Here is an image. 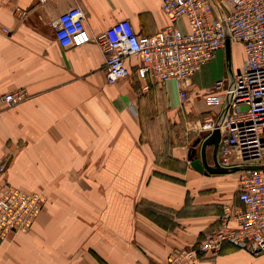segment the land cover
Wrapping results in <instances>:
<instances>
[{
	"label": "crops",
	"instance_id": "obj_1",
	"mask_svg": "<svg viewBox=\"0 0 264 264\" xmlns=\"http://www.w3.org/2000/svg\"><path fill=\"white\" fill-rule=\"evenodd\" d=\"M162 2L0 0V183L44 197L27 230L0 238V264H156L196 244L226 205H239L237 171L192 165L200 121L224 106V89H213L218 79L229 84L224 47L185 82L183 103L174 80L139 78L137 57L108 83L95 42L63 48L55 37L52 21L75 5L91 36L120 19L150 35L168 23ZM230 50L234 74L242 45ZM17 90L27 97L5 106L2 96ZM206 159L213 164L212 146ZM193 264H264V255L224 243Z\"/></svg>",
	"mask_w": 264,
	"mask_h": 264
},
{
	"label": "built area",
	"instance_id": "obj_2",
	"mask_svg": "<svg viewBox=\"0 0 264 264\" xmlns=\"http://www.w3.org/2000/svg\"><path fill=\"white\" fill-rule=\"evenodd\" d=\"M162 10L168 23L150 35L137 33L129 19H120L91 36L78 5L68 7L52 25L61 47L93 41L104 51L108 83L125 77V58L135 56L139 78L159 84L174 80L183 103L188 101L185 82L225 47L227 38L242 45L243 61L233 74L232 87L224 88L223 79L213 84L215 91L224 89L229 94L222 118H204L198 128L205 133L203 139L219 129V165L241 167L237 170L240 203L226 205L217 225L206 230L196 244L156 264H193L205 254L219 253L224 243L264 255V0H163ZM23 96L21 90L6 93L2 102L12 106ZM43 204L39 192L1 183L0 238L27 230Z\"/></svg>",
	"mask_w": 264,
	"mask_h": 264
},
{
	"label": "water",
	"instance_id": "obj_3",
	"mask_svg": "<svg viewBox=\"0 0 264 264\" xmlns=\"http://www.w3.org/2000/svg\"><path fill=\"white\" fill-rule=\"evenodd\" d=\"M230 41L227 38L225 41V50H226V64L228 68V73H229V88L232 87L233 85V74L231 71V50H230ZM229 101V94L226 96L225 102L223 109L218 116V120H220L226 110L227 104ZM220 139V132L219 129H214L212 130L202 141H200V137L197 138L194 141V145L197 144L198 142L200 143V159L192 161V165L197 168V170L202 171L204 173H223V172H230V171H237L241 167H222L219 165L217 161V149H218V142ZM212 146V160L213 164H209L206 159V147Z\"/></svg>",
	"mask_w": 264,
	"mask_h": 264
},
{
	"label": "rangeland",
	"instance_id": "obj_4",
	"mask_svg": "<svg viewBox=\"0 0 264 264\" xmlns=\"http://www.w3.org/2000/svg\"><path fill=\"white\" fill-rule=\"evenodd\" d=\"M233 53V52H232ZM236 54V60L238 59V53L236 52L235 53ZM233 58L231 57V64L233 63ZM226 68H227V64H226ZM22 91V90H21ZM24 92V96H23V99L21 100V101H23L26 97H27V93L25 92V91H23ZM10 93V92H9ZM5 106H8L9 107V105H7V104H5ZM186 129V126H185V123L184 122H181V126H180V129L178 130V132H174L172 135H174V136H176L177 137V139L179 138V139H181L182 138V136H184V132L182 131L183 129ZM176 130V129H175ZM3 181L4 180H2V183H3ZM1 184V183H0ZM30 192V191H29ZM33 192H36V191H33ZM43 192V191H42ZM42 192H40L39 191V193L43 196V193ZM43 208V207H42ZM8 234H10V233H8ZM7 235V234H6Z\"/></svg>",
	"mask_w": 264,
	"mask_h": 264
}]
</instances>
